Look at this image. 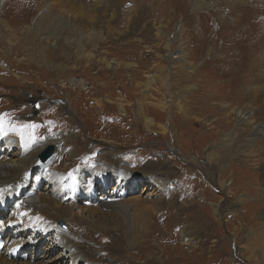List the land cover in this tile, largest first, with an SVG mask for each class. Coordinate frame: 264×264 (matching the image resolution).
Listing matches in <instances>:
<instances>
[{"label": "rangeland", "instance_id": "374dc122", "mask_svg": "<svg viewBox=\"0 0 264 264\" xmlns=\"http://www.w3.org/2000/svg\"><path fill=\"white\" fill-rule=\"evenodd\" d=\"M213 1L214 6L202 10L197 7L200 0H107L92 14L89 10L98 6L90 0H0V158L17 152V138L59 134L79 139L75 159L65 157L58 165L62 168L52 174L38 170L30 184L39 187V196L51 197L59 180L63 186L75 177L79 190L72 218L77 227L82 224L90 231V238L82 241L83 256L95 264H257V249L264 250V237L255 234L259 227L247 235L248 226H253L251 203L235 208L237 217L227 215L229 205L243 198V189L228 196L201 169L214 135L198 104L202 81L211 75L204 67L210 53L202 49L195 30L204 25V33L220 27L227 32L246 21L259 27L264 23V0L251 5ZM43 9L63 20L54 32L55 23L50 21L36 29ZM83 12L96 16L95 21L82 19ZM35 31L45 32V38L58 34L61 40L55 48L39 40ZM98 32L102 34L94 44L89 38ZM70 36L82 38V53L73 49ZM174 53L187 59V77L180 76ZM82 54L92 55L93 64L82 60ZM217 55L215 51L213 57ZM106 61L109 68L102 67ZM165 76L170 79L163 84ZM167 93L172 104L162 108ZM179 104L185 114L190 108L195 115L181 119ZM196 116L198 122L193 120ZM148 119L153 120L150 128ZM163 125L170 131L164 134ZM224 165L225 188H243L249 173H241L231 160ZM144 188L149 196L143 194ZM104 191L122 195L129 217L121 209L100 206ZM56 192L61 197L67 194ZM75 196L72 192L71 200ZM62 202L70 206V199ZM215 206L226 207V214L219 217V226L211 221L208 227L198 215L209 218L205 208ZM128 219L135 237L129 250L123 237ZM59 221L67 226L62 230L58 224L60 231L71 234L66 221ZM115 238L120 248L112 243ZM46 239L41 249L49 245ZM52 248L48 258L60 256L62 246ZM23 254L19 261L29 259ZM40 261L46 263L41 255L32 259L33 264ZM258 264H264V256Z\"/></svg>", "mask_w": 264, "mask_h": 264}, {"label": "bare ground", "instance_id": "6f19581e", "mask_svg": "<svg viewBox=\"0 0 264 264\" xmlns=\"http://www.w3.org/2000/svg\"><path fill=\"white\" fill-rule=\"evenodd\" d=\"M90 1L98 6L97 8H91L89 10L92 14L94 13V9L97 11L99 7H101V4L107 3V0ZM200 1L197 7L202 10H209V8L215 4L213 0L209 2H207V0ZM253 1L254 0H235L234 4L241 3L243 5H251ZM48 12L49 10H44L41 16L45 21H41V18L39 20L40 22L37 23L38 25L36 24V29L40 30L46 22L50 21V23H55H53L55 29L52 31L54 32L58 29L60 26L59 24H61L63 20L55 19V17L51 16ZM245 12L247 13V11ZM81 17L82 19L93 22L96 16H91L83 12ZM203 27L205 28L204 25H197L195 30L198 34L197 39L199 40V44L203 46L202 49H204V51L209 50L210 59L204 67H208L211 75L207 81H202L200 88L201 97L198 100V104H200L199 110L205 113H203L206 119L205 125L208 130H210V135H214V141L209 146L206 158L201 161V169L208 176L210 182L219 183L222 192H225L228 196L231 194L234 195L236 190L243 189V198L229 205L227 208L229 209L227 215H232L233 218L237 217L235 215V208L251 203L248 208L251 209L252 212L251 224L253 226H248L247 235L252 233V229L259 227L257 232L255 230V234L264 237V23L261 22L258 27V25L253 24V21L250 23L247 21L239 22L237 25L226 28L227 32H223L224 27H220L217 32H213L207 27L209 31L204 33ZM44 33L35 31L33 34L37 35L39 40H43V43L47 44L49 42L56 48V44L61 40V37H59L58 34H55L56 36L53 34L54 36L45 38ZM99 34L102 33L98 32L97 34H91L92 37L89 39H92L94 43L95 38H99ZM214 36H216V38H214ZM41 37H44V39H41ZM68 40H72L73 49L77 50L78 53L79 51L82 53V38L78 40L70 36ZM209 45L210 47L207 48ZM168 47H170V45ZM63 50L62 48V51H60L61 54ZM215 51L218 55L213 57ZM40 53L41 59H45L44 49ZM174 54L176 55V53ZM82 57L83 54L80 58L85 60L89 65L93 64L92 55L88 54V57ZM80 58L77 60L81 61ZM174 59L178 61V72L180 76L187 77L186 72L190 67L187 59L182 54L176 55ZM102 65V67L106 66L109 68L111 63L106 61L102 63ZM192 65L195 69L196 66L194 64ZM199 68L201 67L199 66ZM169 79V76H165L161 82L165 84L164 82ZM170 104H172V102L168 94L161 106L162 108H170ZM177 107L181 113V115H179L181 119L190 120L189 118L195 115L194 109H187L185 114L182 104H179ZM214 118L216 119L212 120ZM193 120L196 122L199 121L197 116ZM146 124L148 125L147 128H150L153 124V120L148 119ZM5 130L6 132H10L11 128L8 127ZM161 130L164 134L167 133L168 130L170 131L165 125L162 126ZM75 137L76 136L63 138L59 134H54L43 136L39 139L36 137H29L26 140L17 138L20 143L19 148L17 147V152L12 155L10 153V155H8L10 156L8 157L9 159L0 158V222L5 237L4 241H6L7 245L0 254V264H33L32 259L36 255H41V258L46 262L43 264L93 263V258H91V260L83 256L85 244L82 241L90 238L88 237L90 231L88 230L89 232H87L82 224L77 227L74 224L76 217L73 216L72 218L79 190L76 189L75 186L77 185L75 177L70 176L62 186V182L58 179V176L56 177V175L53 174L59 181L56 184L54 196H52L53 193L51 190V197H44L43 194L39 196V187L37 188L36 185L30 184L33 179H36L35 174L38 170L44 172L43 175H45L47 171L52 174L54 171L62 168L58 165H60L65 157L70 155V160L76 158L77 153H79L77 152V148L80 142L79 139ZM13 138L14 137H12V139ZM51 145L55 147V152L52 154L51 158L47 160L46 165H42V163H39L38 158ZM111 156L112 155H110V157ZM229 160H231L235 166L242 169L241 173L243 171L249 173V179L247 183L244 184L243 188H235L234 186L229 190L225 188L227 182L224 181L222 174L227 169L224 164ZM218 174H220V176ZM60 189L63 192L66 191L67 194L64 197H61L59 193L56 192V190ZM72 192L76 193L74 201L71 200ZM147 193L149 196L148 189L144 188L143 194L146 195ZM63 198L70 199V206L68 208L65 207L62 202ZM99 199L103 200L100 202V206H108L115 210L121 209L124 211V216L129 217V206L124 204L121 194H115L114 191H110V193L104 191ZM13 202L15 203L13 204ZM227 209L226 207L217 209L215 206L211 207V212H209L210 210L206 207L205 210L207 211L204 212H208L207 215L209 218L203 215H198V218L208 227L211 226V224H209L211 221L219 226V217L225 216ZM66 211L68 214H66ZM76 215L79 216V214ZM61 219L66 221L68 227H70V231H72L71 234L60 231L58 223ZM130 220L131 219L125 220L126 224L123 236L126 244L125 248L128 250L131 248L132 244H134L133 240L135 239V237H133L134 234H132ZM133 226L135 230L138 229L136 222L133 223ZM192 226H194V224H192ZM191 231L193 230L191 229ZM186 233L187 231L183 233L184 237L187 235ZM46 238L50 240L49 245L47 248L41 249L43 247L41 246V242H44V240L45 242L48 241ZM35 240L36 242H40L38 246V242L35 245ZM112 243H114L115 248H120L117 244L119 243L118 238H115ZM15 245H20L22 247V252L10 258L8 252ZM24 245L26 247L25 251H23ZM60 245L62 246L60 256L55 258L50 257L51 259L48 258L54 251L52 247L57 248ZM32 247L33 249H31ZM257 250H259L258 264L263 260L264 250L262 247ZM23 253L26 255L25 258L28 256L27 254H29L30 257L27 261H19L20 256L24 255ZM185 254L186 252L183 254V259L185 258ZM61 256H63L62 259ZM64 258L66 259L64 260ZM101 263L100 261V264ZM37 264H42V261Z\"/></svg>", "mask_w": 264, "mask_h": 264}, {"label": "water", "instance_id": "95a60500", "mask_svg": "<svg viewBox=\"0 0 264 264\" xmlns=\"http://www.w3.org/2000/svg\"><path fill=\"white\" fill-rule=\"evenodd\" d=\"M55 152L54 146L48 147L40 156V162L41 163H46L49 158H51L52 154ZM59 227L62 230H67V226L63 222H59Z\"/></svg>", "mask_w": 264, "mask_h": 264}]
</instances>
